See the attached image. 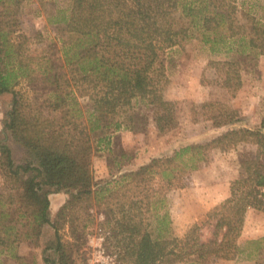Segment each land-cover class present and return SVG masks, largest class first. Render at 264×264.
<instances>
[{"label":"trees","instance_id":"16d2710c","mask_svg":"<svg viewBox=\"0 0 264 264\" xmlns=\"http://www.w3.org/2000/svg\"><path fill=\"white\" fill-rule=\"evenodd\" d=\"M70 1L68 15L56 12L64 36L46 42L38 31L34 41L43 47L33 52L23 28L25 0H0V94L12 93L5 125L39 160L17 164L0 143L7 186L0 195V255L12 252L20 236L38 244L49 224L54 237L43 248L45 262L78 264L91 221L86 212L95 205L106 216L108 246L131 264L234 258L264 264V235L238 242L247 211L264 212V115L257 128L228 129L110 180L96 181L93 167L94 154L112 150L114 133L140 131L150 118L159 131L176 122L175 104L163 94L164 51L200 38L223 55L210 65L235 95L243 64L264 55V24L242 22L240 0ZM172 8L181 10L187 27L176 26ZM215 148H240L230 194L202 224L170 236L169 191L184 187L182 176ZM59 190L70 196L51 218L49 195ZM65 225L70 239L61 234Z\"/></svg>","mask_w":264,"mask_h":264},{"label":"rangeland","instance_id":"374dc122","mask_svg":"<svg viewBox=\"0 0 264 264\" xmlns=\"http://www.w3.org/2000/svg\"><path fill=\"white\" fill-rule=\"evenodd\" d=\"M24 5L23 28L32 39L29 46L31 51L39 52L43 47L41 42L34 41L38 31L42 32L46 42L56 36H64L56 24L59 16L56 12L61 9L62 14L68 15L70 0H25ZM168 13L176 26H188V20L179 8H172ZM238 17L249 28L257 22L264 24V0H240ZM220 58L223 55L212 54L209 46L200 38H192L164 51L158 61L164 66L163 94L175 104L176 122L171 128L159 131L150 118L147 126L140 131L120 130L114 133L112 150H102L94 154L96 181L113 179L123 172L137 169L154 157L169 155L187 144L209 141L231 128L259 127L264 115V55L243 64V84L235 95L228 91L222 76L210 65L213 59ZM11 102L12 93L0 94V143H6L10 147L15 163L39 165V160L31 158L27 149L12 136L5 125ZM240 148L210 149L205 153L198 169L182 176L185 186L169 191L167 209L171 219L170 236L182 237L193 224H202L208 213L230 194L231 184L239 176L236 157ZM6 191L7 186L0 169V195H5ZM63 192L68 199V190L52 193H60L54 197L62 199ZM59 208L60 206H53L55 211ZM87 215H90L91 221L86 228V244L81 249L84 257L78 260V264H87L100 246L113 256L117 264H131L122 260L118 251L108 246L107 236L110 231L103 225L105 213L94 205L86 212ZM18 229L23 231L20 226ZM60 231L64 239H70L68 225ZM45 233L42 240L40 239L41 248L54 237L52 227ZM263 235L264 212L253 211L247 220L246 234L238 242ZM24 240L20 236L18 241ZM30 244L23 242L21 250H25L29 256H35V251L39 249ZM19 245H15V249H19ZM15 249L14 252L5 253L3 264H21L15 257ZM175 264H190V261H179ZM206 264L251 263L234 258L208 261Z\"/></svg>","mask_w":264,"mask_h":264},{"label":"crops","instance_id":"0c3cea01","mask_svg":"<svg viewBox=\"0 0 264 264\" xmlns=\"http://www.w3.org/2000/svg\"><path fill=\"white\" fill-rule=\"evenodd\" d=\"M20 164H22V163H20ZM64 193V192H63ZM58 194H60V193H51L50 195H49V198H50V216H51V218H53L55 215H56V212L58 211V209L55 211V210H53V206H61L66 200H67V195H65V193H64V197L61 199V197H57V198H55L54 196H58ZM61 196V195H60ZM226 197H228L227 195H226ZM225 197V198H226ZM55 201H57L56 202V204H55ZM55 204V205H54ZM253 211H256V209H249L248 211H247V213H246V215H245V222H244V227H243V230H242V233H241V235H240V238H241V236L243 237L245 234H246V230H247V220H248V217H249V214L251 213V212H253ZM49 227H51L49 224H45L44 226H43V229H42V234H41V236H40V239L42 240V238L44 237V235L46 234L45 232H47V230H48V228ZM47 239V238H46ZM52 239H53V237H52ZM247 239H251V238H247ZM247 239H245V240H247ZM51 240V239H50ZM244 240V241H245ZM23 242H25V243H31V244H33L35 247H38L37 249H39V251H37V252H39V253H37L36 251H35V256H33V255H28L26 252H25V250H21V248L23 247V245H22V243ZM47 242V241H46ZM20 245H19V244ZM30 244V245H31ZM40 244V240H39V243L37 244V243H33V242H31V241H29V240H27V239H25L24 241H22V242H17L16 243V246H20L19 247V249H15L16 251H15V257H16V259H18L19 261H20V263L21 264H48L47 262H45V260H44V252H43V248L45 247V245H43L44 247H42L41 248V244ZM13 252H14V250H13ZM7 253V252H6ZM4 257H6L5 256V254H1L0 255V261H3V259H4Z\"/></svg>","mask_w":264,"mask_h":264},{"label":"built area","instance_id":"2783aa9c","mask_svg":"<svg viewBox=\"0 0 264 264\" xmlns=\"http://www.w3.org/2000/svg\"><path fill=\"white\" fill-rule=\"evenodd\" d=\"M87 264H117L113 256L107 254L103 246H100L93 257H91Z\"/></svg>","mask_w":264,"mask_h":264}]
</instances>
